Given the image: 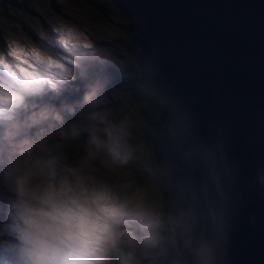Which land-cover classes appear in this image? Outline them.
<instances>
[{
    "label": "water",
    "instance_id": "water-1",
    "mask_svg": "<svg viewBox=\"0 0 264 264\" xmlns=\"http://www.w3.org/2000/svg\"><path fill=\"white\" fill-rule=\"evenodd\" d=\"M111 1L139 74L102 73L76 107L161 98L147 151L169 209L141 264H264V0Z\"/></svg>",
    "mask_w": 264,
    "mask_h": 264
},
{
    "label": "clouds",
    "instance_id": "clouds-1",
    "mask_svg": "<svg viewBox=\"0 0 264 264\" xmlns=\"http://www.w3.org/2000/svg\"><path fill=\"white\" fill-rule=\"evenodd\" d=\"M55 31L58 43L74 57L84 59L94 47L71 26ZM67 71L48 52L26 49L15 40L7 55L0 53V166L14 193L11 210L0 222V264H110L113 259L140 264L138 242L155 246L159 232L150 233L165 227L157 204L145 192H130L128 185L116 191L79 170H71L74 180H57L53 162L32 159L34 141L22 135L19 113L27 99L41 95L49 77ZM94 97L95 91L87 93L84 102ZM49 115L47 110L33 114L28 127ZM54 118L60 119L58 114Z\"/></svg>",
    "mask_w": 264,
    "mask_h": 264
},
{
    "label": "rangeland",
    "instance_id": "rangeland-1",
    "mask_svg": "<svg viewBox=\"0 0 264 264\" xmlns=\"http://www.w3.org/2000/svg\"><path fill=\"white\" fill-rule=\"evenodd\" d=\"M15 1L3 0L0 4V53L7 55L10 43L15 40L26 49L40 48L63 64L68 71L59 78L55 75L49 77L44 91L51 101L59 102L55 107L57 110L64 111L63 104L74 99L88 71L83 66V60L66 52L58 43L59 34L55 28L64 25L79 30L94 46L85 59L111 68H120L117 58L123 45V30L121 20L110 11L93 8L89 0H42L35 7L29 4L27 8L25 0ZM2 78L0 74V79ZM26 103L29 107H34L30 98ZM93 110L94 112L76 113L73 117H68L65 113L68 118L60 117L49 127H28L29 123L27 133L35 144L31 158L52 161L51 171L55 173L57 180H74L71 170H79L82 175L92 177L96 184H107L116 191H120V185H128L130 192H145L159 207L158 201L151 198L148 192L134 187L132 180L126 178L122 167L112 165L109 168L106 161V151H110L119 153L121 159L126 158V163L131 162V166L146 169L145 161H139L134 154L136 143L124 131L123 124L118 123L120 119L125 124L130 122L132 131L133 126H138L140 117L119 101ZM72 131L88 133V144L69 146ZM41 134L50 138V144L39 138ZM2 167L0 166V222L6 219L11 210L10 202L14 199L12 181L4 176ZM0 231H3L2 223ZM110 264L119 262L113 259Z\"/></svg>",
    "mask_w": 264,
    "mask_h": 264
},
{
    "label": "trees",
    "instance_id": "trees-1",
    "mask_svg": "<svg viewBox=\"0 0 264 264\" xmlns=\"http://www.w3.org/2000/svg\"><path fill=\"white\" fill-rule=\"evenodd\" d=\"M9 2H16L15 0H7ZM27 2V6L30 4L32 6L38 5V3L42 0H25ZM3 0H0V4ZM91 6L93 8H102L110 11L112 14L116 16V18L121 20V28L123 30L122 41L123 45L121 46V52L118 55V63L120 68H111L108 65L103 63H93L87 59L83 60V66L88 71V74L84 75L83 84L80 85L78 93L75 94L74 99L71 102H65L63 104L64 111H59L55 107L59 102L51 101L46 93H42L39 96L29 97L33 100L34 107H29L26 103L27 107L22 109L19 113V121L21 123V127L23 129L22 135L27 136V125L31 123V117L33 114H38L42 110H47L50 115L47 120L38 123L37 127H49L51 126L55 120L54 115L58 114L59 117L68 118L73 117L74 114L85 111V112H94L93 109L99 107H105L113 102H121L126 108L130 109L137 114L140 119L138 126H133L131 131L130 122L125 124V122L120 119V124H123L124 131L134 140L136 143V148L134 149V154L139 161H145V168H136L135 166H131V162L126 163V158L121 159L119 153H113L110 151H106V161L109 164V168L112 165H117L122 167L125 172V176L127 179L132 180L134 187L138 190L143 189L148 192L149 196L154 200L158 201L159 209L165 214L169 209L168 201L165 197L161 195V193L153 186L152 181L159 175L158 166L155 164L154 156L152 152H148L147 148L155 143V141L162 134L161 126L162 124L159 121L160 113L158 111V107L161 103V98L156 93H148L149 100L148 101H134L129 91H116L114 97L107 102L102 104H97L94 108H77L76 105L84 100L86 95V90L89 88L90 84L94 82L102 73L109 72L113 74H118L123 78L136 77L139 74V69L137 63L133 60V55L138 50V43L136 40L137 32L132 30L127 21L125 20L123 14L119 12L116 6L113 4L111 0H89ZM34 6V7H35ZM2 9L0 7V13ZM50 94V93H49ZM61 109V108H60ZM67 113L68 117L65 116ZM2 132V129H0ZM73 134L69 139V146H79L82 143H87L88 133L81 131H72ZM84 135V136H82ZM49 138V137H48ZM94 138V137H93ZM95 139V138H94ZM46 144H50V138L48 141H45ZM102 155H105L102 153ZM1 176V174H0ZM159 229L153 230L150 234H154L158 232ZM137 234L142 236L139 229H137ZM146 246L142 240L137 244V258L140 261V264L147 257ZM146 253V255H144Z\"/></svg>",
    "mask_w": 264,
    "mask_h": 264
}]
</instances>
